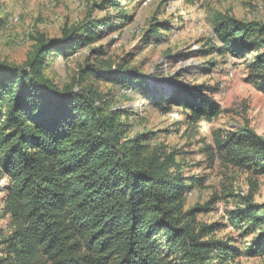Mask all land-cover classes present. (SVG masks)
I'll return each instance as SVG.
<instances>
[{
    "label": "trees",
    "instance_id": "16d2710c",
    "mask_svg": "<svg viewBox=\"0 0 264 264\" xmlns=\"http://www.w3.org/2000/svg\"><path fill=\"white\" fill-rule=\"evenodd\" d=\"M121 18L124 25L132 15ZM106 24L97 19L64 28L60 38L39 35L23 65L0 62V213L13 227L0 264H231L240 251L217 237L222 225L197 221L206 205L186 208L203 178L186 176L174 152L148 151L150 133L128 134V111L112 110L103 94L82 84L90 74L156 109H181L189 124L220 114L214 89L201 83L155 90L123 58L116 65L86 59L73 85L46 77L50 56L66 59L90 46ZM158 24L167 22L154 20L146 38L160 35ZM213 38L215 51L230 58L256 52L245 60L264 91V21L217 15ZM216 142L233 165L264 173V137L254 130H229ZM238 197L229 219L243 226L241 236L252 235L243 253L264 255V203L253 191Z\"/></svg>",
    "mask_w": 264,
    "mask_h": 264
},
{
    "label": "rangeland",
    "instance_id": "374dc122",
    "mask_svg": "<svg viewBox=\"0 0 264 264\" xmlns=\"http://www.w3.org/2000/svg\"><path fill=\"white\" fill-rule=\"evenodd\" d=\"M110 1H117L120 7L109 6ZM101 2L0 0V62L23 65L39 35L60 38L64 28L104 19L110 24L97 29L100 36L96 42L66 59L50 56L46 77L59 87L73 85L86 59L90 64L116 65L123 58L128 61L127 67L138 68L155 90L168 93L180 85L201 83L212 87L220 114L189 124L181 109H156L139 94L119 91L90 74L82 84L103 94L112 110L128 111V134L150 133L148 151L174 152L186 176L203 178L188 197L186 208L206 205L207 210L198 213L197 221L222 225L217 237L230 241L240 251L231 264H264V255L248 257L243 253L252 235L241 236L243 226H235L229 219L240 195L253 191L255 201L264 203V173L256 175L245 166L233 165L216 142L239 127H249L264 137V91L252 80L245 60L256 52L230 58L226 52L215 51L214 46L219 44L213 38L217 15L264 21V0H109L100 8ZM123 15H132V19L120 25ZM154 20L167 25L163 28L158 24L163 28L160 35L146 38L145 31ZM99 46L102 50L93 53ZM208 66L210 72L205 71ZM4 185L1 181L0 212ZM12 230L10 218L0 213V256L7 250L5 241Z\"/></svg>",
    "mask_w": 264,
    "mask_h": 264
}]
</instances>
